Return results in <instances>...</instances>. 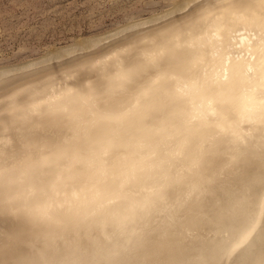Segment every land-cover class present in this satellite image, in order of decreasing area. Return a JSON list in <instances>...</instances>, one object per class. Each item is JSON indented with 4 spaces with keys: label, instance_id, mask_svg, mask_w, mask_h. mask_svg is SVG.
<instances>
[{
    "label": "bare ground",
    "instance_id": "bare-ground-1",
    "mask_svg": "<svg viewBox=\"0 0 264 264\" xmlns=\"http://www.w3.org/2000/svg\"><path fill=\"white\" fill-rule=\"evenodd\" d=\"M171 8L0 68V264H264V0Z\"/></svg>",
    "mask_w": 264,
    "mask_h": 264
},
{
    "label": "rangeland",
    "instance_id": "rangeland-1",
    "mask_svg": "<svg viewBox=\"0 0 264 264\" xmlns=\"http://www.w3.org/2000/svg\"><path fill=\"white\" fill-rule=\"evenodd\" d=\"M175 1L0 0V68L4 69L6 66L5 69L10 70L20 64L22 66L18 67L38 63L37 59L45 55L47 57L52 49L59 51L61 47L63 49L60 50H65L69 46L71 48L73 43L72 47L87 38L100 40L99 43L109 41L117 37V28L122 30L121 26L125 28L127 24L125 30L130 31L141 22L139 20L144 22L149 17H159V14L163 16ZM112 30L115 33L111 35ZM125 30H122L123 33L118 30V36L124 34ZM96 36L97 39H94ZM53 52L51 57L48 56L51 60L46 58L50 63L56 61L52 59ZM29 60L34 62L30 64ZM11 65L12 68L7 67ZM83 77L84 75L81 78Z\"/></svg>",
    "mask_w": 264,
    "mask_h": 264
},
{
    "label": "water",
    "instance_id": "water-1",
    "mask_svg": "<svg viewBox=\"0 0 264 264\" xmlns=\"http://www.w3.org/2000/svg\"><path fill=\"white\" fill-rule=\"evenodd\" d=\"M157 35V34H156ZM155 35V36H156ZM140 42V41H139ZM139 42L138 41H135L133 44H132V46H135L136 44H139Z\"/></svg>",
    "mask_w": 264,
    "mask_h": 264
},
{
    "label": "snow or ice",
    "instance_id": "snow-or-ice-1",
    "mask_svg": "<svg viewBox=\"0 0 264 264\" xmlns=\"http://www.w3.org/2000/svg\"><path fill=\"white\" fill-rule=\"evenodd\" d=\"M261 98L264 99V94L261 95Z\"/></svg>",
    "mask_w": 264,
    "mask_h": 264
}]
</instances>
